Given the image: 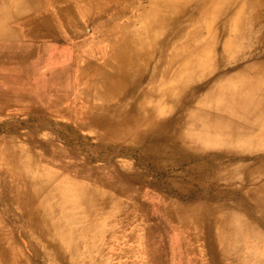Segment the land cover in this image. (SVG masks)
I'll return each mask as SVG.
<instances>
[{
	"label": "rangeland",
	"instance_id": "rangeland-1",
	"mask_svg": "<svg viewBox=\"0 0 264 264\" xmlns=\"http://www.w3.org/2000/svg\"><path fill=\"white\" fill-rule=\"evenodd\" d=\"M17 1L0 0V22L7 17L10 27L8 36H0V150L6 149L0 154V248L4 251H0V264H260L264 258V143H248L240 137L226 143L195 140L189 135L193 127L189 116L196 109L218 113L199 103L209 86L226 79L227 75L219 74L237 64L264 59V26L248 30L249 37L224 53L216 30L219 23L212 24L216 31L213 70L189 83L187 101L165 102L168 109L151 127L168 147L179 150L152 163L138 149L148 141L141 140L131 150L129 140L99 138L95 128L76 121L86 109L87 86L77 85L75 65L102 56L84 53L86 45L99 40L96 33L90 40H81L84 21L95 32L92 16L78 11L67 23L48 25L39 21L45 0H26L25 13ZM24 17L34 33L24 31ZM146 83L139 80L142 88ZM114 105L123 109L125 102ZM260 124V129L253 126L255 133L264 130V119ZM13 154L35 162L28 167L33 177L37 172L53 176L49 189L66 191L73 184L89 187L99 193L94 198L99 204L87 207L83 201L72 204L70 197L63 202L43 199V194L28 211H21L2 162V155ZM175 159L177 165H164ZM30 211L49 219L52 227L44 238L31 226ZM235 222L251 226L256 237L243 236L237 242L230 234ZM220 228L227 234L224 259Z\"/></svg>",
	"mask_w": 264,
	"mask_h": 264
},
{
	"label": "bare ground",
	"instance_id": "bare-ground-1",
	"mask_svg": "<svg viewBox=\"0 0 264 264\" xmlns=\"http://www.w3.org/2000/svg\"><path fill=\"white\" fill-rule=\"evenodd\" d=\"M25 3L26 0L17 1L22 11L27 9ZM41 6L39 21L48 25L67 23L76 17L78 11L92 16L90 21L96 24L95 32L86 27L87 21L79 29L80 32L85 29L81 40H88L92 33L99 37V40L86 45L84 53H101L102 56L87 62L78 61L75 65L78 72L77 85L87 86L83 97L86 109L75 117L76 121L95 128L93 132L99 138L129 140L131 150H136L133 147L141 140L148 141L145 148L138 149L144 151L152 163L156 159L164 160L167 155L176 154L179 150L178 147H168L166 139L151 127L157 117L168 109L165 102L179 104L187 101L189 83L195 77L207 76L213 70L214 56L211 50L215 44L216 31L212 29V24L219 23L216 30L222 38L224 53L231 52L233 46L249 37L246 35L248 30L256 31L259 28L257 26H264V0H45ZM3 20L5 22H0V36H8L9 18ZM22 22L26 34L34 33L28 25V18L24 17ZM40 31L38 35H41ZM103 43L107 47H102ZM219 75L227 77L225 80L219 78L215 85L209 86L199 103L213 107L218 113L212 115L203 110L193 111L189 116L191 127L193 125L189 135L195 140L208 143H226L237 137L248 143H264V130L261 128L256 133L253 130V126L260 129V121L264 119V59L237 64ZM141 79L147 80L146 88L139 85ZM121 100H124L125 106L116 109L115 102ZM148 117L149 121L145 122ZM233 118L241 122H234ZM199 120L201 124L197 125ZM220 136L225 138L221 139ZM5 151L1 149L0 154ZM2 156V162L8 168L10 185L15 186L12 188L14 202L21 211H28L43 194H46L43 199L56 198L63 202L70 197L72 204L78 200L83 201L87 207L99 204L98 200H94L99 193L92 188L73 184V188L66 191L57 187L49 189L53 176L37 172L33 177L28 168L35 164L31 158L14 154L11 157ZM177 161H166L164 165L175 166ZM165 210L170 211V207H165ZM30 212L31 226L44 238L47 230L52 227L48 218L42 219L35 212ZM55 225L56 229L58 224ZM225 230L220 228L218 233L222 259L228 257ZM231 230L233 232L230 234L237 242H241L243 236L256 237L252 227L243 222H235ZM53 246L57 249L55 244ZM0 251L4 252L2 248ZM259 262L264 264V258Z\"/></svg>",
	"mask_w": 264,
	"mask_h": 264
}]
</instances>
